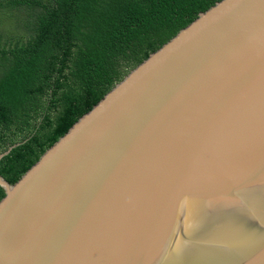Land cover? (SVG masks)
<instances>
[{"label":"water","instance_id":"water-1","mask_svg":"<svg viewBox=\"0 0 264 264\" xmlns=\"http://www.w3.org/2000/svg\"><path fill=\"white\" fill-rule=\"evenodd\" d=\"M0 187V264H264V0L199 12Z\"/></svg>","mask_w":264,"mask_h":264},{"label":"trees","instance_id":"trees-1","mask_svg":"<svg viewBox=\"0 0 264 264\" xmlns=\"http://www.w3.org/2000/svg\"><path fill=\"white\" fill-rule=\"evenodd\" d=\"M218 0H0L29 33L0 44V174L15 182L131 68ZM4 190L0 187V199Z\"/></svg>","mask_w":264,"mask_h":264},{"label":"rangeland","instance_id":"rangeland-1","mask_svg":"<svg viewBox=\"0 0 264 264\" xmlns=\"http://www.w3.org/2000/svg\"><path fill=\"white\" fill-rule=\"evenodd\" d=\"M33 10L26 6L7 7L0 6V44L25 39L29 33L30 13Z\"/></svg>","mask_w":264,"mask_h":264}]
</instances>
